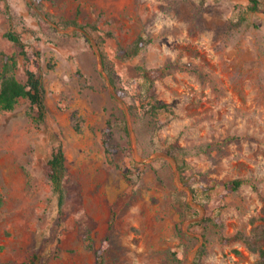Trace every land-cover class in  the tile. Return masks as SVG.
Instances as JSON below:
<instances>
[{"label":"rangeland","instance_id":"obj_1","mask_svg":"<svg viewBox=\"0 0 264 264\" xmlns=\"http://www.w3.org/2000/svg\"><path fill=\"white\" fill-rule=\"evenodd\" d=\"M259 1L252 12L248 0H204L202 9L200 0H0V52L15 55L19 80L30 69L46 89L41 124L27 114V99L0 109V264H30L36 250L45 264H96L97 249L104 264H197L202 245L200 264H260L257 252L232 238L264 221ZM241 12L245 23L227 31ZM139 34L151 42L137 56L119 57V45ZM103 59L120 78L118 90ZM139 66L168 67L155 88L172 111L160 113L154 131L142 109L130 108L145 93ZM58 144L66 164L61 209L43 171ZM173 144L185 151L172 155ZM199 173L245 182L206 196Z\"/></svg>","mask_w":264,"mask_h":264},{"label":"trees","instance_id":"obj_2","mask_svg":"<svg viewBox=\"0 0 264 264\" xmlns=\"http://www.w3.org/2000/svg\"><path fill=\"white\" fill-rule=\"evenodd\" d=\"M249 4L247 9L252 12H257L260 10L259 0H248ZM204 0H200L199 8L202 9ZM246 17L241 12L237 18L231 19L227 24V31L232 32L235 29H239L245 23ZM5 36L10 40L16 47V51L19 55H25V44L22 41L20 35L14 31L9 30L6 32ZM151 42V39L144 37L139 34L137 37L126 46L119 45L118 55L123 58H131L137 56L146 46ZM103 65L109 82L115 90L119 89L120 78L116 75L114 68L107 65L103 59ZM17 59L15 55L8 54L4 51L0 52V109L4 111H11L15 108L16 104L20 99H27L29 102V107L27 114L37 123L41 124L45 120L46 104L45 96L46 89L42 83V77L37 72L26 69V79L25 81L19 80L16 75L17 69ZM141 75L146 81L145 93L140 101L139 105H131V110L142 109L145 116L149 117L152 122V130L160 128L163 123L159 119L161 112H171V106L161 101L156 96L155 81L159 78L164 77L168 72V67L162 68H148L145 66H139ZM186 68L189 70L198 72L196 67L187 65ZM73 125L74 129L80 131L79 120L80 117L77 112H73ZM110 127V125H109ZM109 132L111 133L110 129ZM184 148L178 144L171 145L169 153L176 156L178 152H184ZM43 171L45 176L51 183L52 189L57 196V203L59 209L62 208L64 204V198L67 190L65 184L66 175V164H65V150L62 144H58L53 148L48 159L43 163ZM202 177L203 185H201V190L206 196L211 195V190L215 186H221L228 193L236 192L242 184L245 182L244 179L236 177L228 180L209 178L204 173H199ZM181 178L185 181L184 173H181ZM212 182L211 184L209 182ZM185 184L192 187L190 183L185 181ZM205 184V185H204ZM264 201V195L262 196ZM264 212V206H263ZM114 215L111 216L109 221V226L113 221ZM264 220V217L262 218ZM215 224L221 229V222L218 217L214 218ZM221 241L226 243L230 240L229 237L220 235ZM233 239L242 240L249 249L257 252L259 257V263L264 264V221L249 233L239 232L232 236ZM84 241L87 248H92V237L87 231L84 233ZM205 247L202 245L197 253V264L201 263V259L204 255ZM96 264H104L103 249H97L96 251ZM30 264H45L42 257L41 250H36L33 252L29 258Z\"/></svg>","mask_w":264,"mask_h":264}]
</instances>
